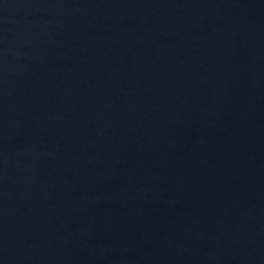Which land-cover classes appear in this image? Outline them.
<instances>
[{
  "label": "water",
  "instance_id": "water-1",
  "mask_svg": "<svg viewBox=\"0 0 264 264\" xmlns=\"http://www.w3.org/2000/svg\"><path fill=\"white\" fill-rule=\"evenodd\" d=\"M0 264H264V0H0Z\"/></svg>",
  "mask_w": 264,
  "mask_h": 264
}]
</instances>
